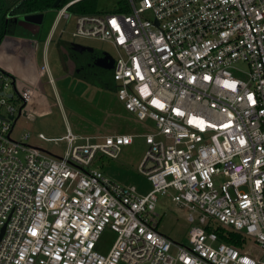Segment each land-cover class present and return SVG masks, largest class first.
<instances>
[{
    "label": "built area",
    "instance_id": "1",
    "mask_svg": "<svg viewBox=\"0 0 264 264\" xmlns=\"http://www.w3.org/2000/svg\"><path fill=\"white\" fill-rule=\"evenodd\" d=\"M76 1L56 10L53 31L73 18L74 38L110 42L119 99L155 129L38 134L66 141L62 154L29 143L30 132L15 139L19 113L45 106L37 86L0 64V264H264V0H128V12L75 15ZM137 136L146 193L94 167ZM170 188L198 214L188 244L158 230V194ZM209 224L245 235L246 247ZM107 228L116 237L102 253Z\"/></svg>",
    "mask_w": 264,
    "mask_h": 264
},
{
    "label": "rangeland",
    "instance_id": "2",
    "mask_svg": "<svg viewBox=\"0 0 264 264\" xmlns=\"http://www.w3.org/2000/svg\"><path fill=\"white\" fill-rule=\"evenodd\" d=\"M118 0H98V8L104 11L112 10ZM56 17V10L45 13L42 23L40 41L36 40L33 51L36 53V68L42 70L45 64L44 44L45 39ZM75 23L72 18L63 33V22L58 27L54 40L62 36V39L91 47L104 49L117 57L116 49L110 42L96 38H74L72 31ZM17 37H20L17 34ZM61 54L55 41L48 49V66L55 79L56 89L49 84V74L41 75L42 84L48 101H55L60 97L63 107L54 106L36 120H31L23 115L18 117L12 133L13 138L19 139L22 133L30 132L29 143L39 145L42 149L54 154H62L66 149V141H46L38 137L40 132L47 136L60 137L67 133V126L79 136H95L101 134L130 133L142 134L155 129V124L150 121H142L134 113L126 109L119 99L116 89L111 86L67 75L62 68ZM245 68V64H240ZM11 89L8 90L10 92ZM13 90V88H12ZM14 103L19 108L21 99ZM42 101H39L41 104ZM18 116V112L16 117ZM83 142L79 140L78 143ZM147 145L141 137L135 138V143L130 147H124L117 158H110L97 154L94 167L102 169L112 179L129 186H135L140 193H146L152 188L151 182L139 171V162L142 159ZM177 191L170 188L168 194H158L157 212L159 214L158 230L175 242L188 244V235L192 225L198 223V214L188 206L173 200L172 196ZM196 217L195 222L189 220L190 214ZM116 237V234L106 229L97 244V250L107 253Z\"/></svg>",
    "mask_w": 264,
    "mask_h": 264
},
{
    "label": "crops",
    "instance_id": "3",
    "mask_svg": "<svg viewBox=\"0 0 264 264\" xmlns=\"http://www.w3.org/2000/svg\"><path fill=\"white\" fill-rule=\"evenodd\" d=\"M44 16H45V13H44ZM52 26H53V24H52ZM57 30L58 29L53 31V29L51 27V29H50V31H49V33H48V35L44 41L45 42V44H44V60H45L44 66L46 64L48 66V49L54 41L56 43V47H57L59 52L61 51L59 43L60 42H69L68 40L62 39V36L58 37L57 40H54V37L56 35ZM63 32L64 31H61V33H63ZM35 57H36V53L33 51V47L22 37H17V34L7 35L5 37L4 42L0 45V64L5 68L11 69L17 76H19L21 78V80L23 81L24 84L33 86L34 89H35V86H37L40 90L39 91V90L35 89V94L38 96L36 103L39 106H45V107L41 110L35 109L33 107L30 108L29 111H30L31 115L34 116V118L31 119L33 121L36 120V116H38V115L41 116L43 114H46L47 113L46 111L50 110L51 107L58 106L57 104H55V102L57 99H60V97H59L55 101H51V102L48 101L47 96L45 94V87L43 86L42 80H41V75H43V73L41 71L43 69L40 71L36 68V58ZM48 69H49V66H48ZM64 72L68 75L67 71L64 70ZM44 73L47 74V72H45V71H44ZM48 74H49V78H50V76L53 77L50 69H49ZM53 79H54V83H50V81H49V84L52 85L54 87V89H56V85H55V83H56L55 79L56 78L53 77ZM111 85L116 89V82L114 80H113V83H111ZM39 101H42L41 104H39ZM58 107L62 108L63 103H62V106H58ZM67 128L71 129L69 124H68ZM71 131H72V129H71ZM124 134H130V133H124ZM135 138H134V142L131 145L125 146V148L132 146L135 143ZM141 160H140V162H141Z\"/></svg>",
    "mask_w": 264,
    "mask_h": 264
},
{
    "label": "trees",
    "instance_id": "4",
    "mask_svg": "<svg viewBox=\"0 0 264 264\" xmlns=\"http://www.w3.org/2000/svg\"><path fill=\"white\" fill-rule=\"evenodd\" d=\"M70 1L72 0H61L58 7L54 9L53 4L55 0H0V45L7 35L15 34L10 30L7 20L10 21L15 17L19 19L20 17L29 14L46 13L50 10H58ZM68 10L75 15L106 12L114 13L128 12L130 6L128 0H118L116 6L112 10L104 11L98 8V0H78L74 2ZM59 44H68V42H60ZM100 84L106 86V83L104 82H100ZM111 86L112 85L109 87ZM206 228L218 232L221 241H225L241 248H245L248 243V238L245 235L224 226L209 224Z\"/></svg>",
    "mask_w": 264,
    "mask_h": 264
},
{
    "label": "flooded vegetation",
    "instance_id": "5",
    "mask_svg": "<svg viewBox=\"0 0 264 264\" xmlns=\"http://www.w3.org/2000/svg\"><path fill=\"white\" fill-rule=\"evenodd\" d=\"M20 22V18L18 19ZM42 25L35 40L40 41ZM16 34V33H15ZM62 67L68 75L93 82L112 83V71L115 57L104 49L69 41L60 44Z\"/></svg>",
    "mask_w": 264,
    "mask_h": 264
},
{
    "label": "water",
    "instance_id": "6",
    "mask_svg": "<svg viewBox=\"0 0 264 264\" xmlns=\"http://www.w3.org/2000/svg\"><path fill=\"white\" fill-rule=\"evenodd\" d=\"M60 3L61 0H55L53 8L56 9ZM43 20L44 13H36L20 17V22H18V18L15 17L10 21L7 20V23H9V28L11 31H13V33L18 34L20 37L25 39L32 47H34L36 44V40L34 38L39 34ZM1 94H3V92ZM8 96L12 97L13 93H8ZM19 115H23L30 119L34 118V116L31 115V113H29L28 111H24L23 113L20 112Z\"/></svg>",
    "mask_w": 264,
    "mask_h": 264
},
{
    "label": "bare ground",
    "instance_id": "7",
    "mask_svg": "<svg viewBox=\"0 0 264 264\" xmlns=\"http://www.w3.org/2000/svg\"><path fill=\"white\" fill-rule=\"evenodd\" d=\"M73 36V35H72Z\"/></svg>",
    "mask_w": 264,
    "mask_h": 264
}]
</instances>
